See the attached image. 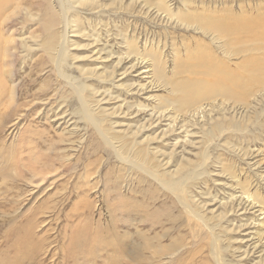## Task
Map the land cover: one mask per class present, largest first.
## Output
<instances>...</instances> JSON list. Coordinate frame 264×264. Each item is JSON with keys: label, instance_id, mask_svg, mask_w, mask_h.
<instances>
[{"label": "rangeland", "instance_id": "374dc122", "mask_svg": "<svg viewBox=\"0 0 264 264\" xmlns=\"http://www.w3.org/2000/svg\"><path fill=\"white\" fill-rule=\"evenodd\" d=\"M101 1L107 4L102 13H99L100 8L78 6L79 11L71 18L74 29L80 28L82 33L88 34L91 27H95L101 35L96 34L95 47H88L84 44L90 40L81 36V32L69 34L70 43L73 42L69 52L75 58L68 61L70 66L66 64L64 70L76 78L84 80L81 69L90 67L97 74L112 69L117 54L125 51L119 34L124 35L128 43H136L137 57L160 61L159 69L167 82L195 80L196 58L209 52L215 55L217 64L222 62L232 68L233 62L240 58L229 59L219 53L200 30L186 27L137 0L126 10L108 5L110 0ZM167 1L180 17L189 11L227 20H250L264 14V0ZM129 2L131 0H125V6ZM7 6L9 11L0 19V42L5 40L8 46L5 64H0L3 82L0 95V264H216L218 258L213 256L207 228L187 213L178 198L158 180L120 160L101 140L96 129L76 114V95L57 73L54 58L42 47L48 35L43 27L45 19H50L54 13L57 15L55 0H10ZM104 43L114 55L103 58L106 52L101 51L100 59H94L96 49ZM145 51L150 54H144ZM130 59L132 57H126L122 66L114 67L116 74L130 67L116 82L102 84L95 75L84 80L89 88L99 89V93L107 91V96L101 94L93 99L103 97L99 102L101 106L109 108L108 112L113 109V117L107 115L112 130L119 133L127 128L136 130L144 123L145 130L137 135L143 138V145L165 162L159 170L172 171L179 161L186 166L188 162L193 166L201 165L200 176L187 183L185 194H193L197 202L203 204L206 217H216L221 211L219 202L234 191L237 181L245 182L246 187L250 183L249 192L264 199V182L256 177L261 168L248 165L264 158V106L256 105L257 124L246 123L244 131L226 129L219 140L207 144L203 143L202 131L210 123L200 118L197 123L191 115L185 116V120H189L191 142L184 140L179 123L174 126V132L160 139L170 122L168 118L146 129L150 122L145 114L132 113L122 101L127 104L154 101L157 107V98L171 97L169 86L155 79L148 82L150 75L145 73L148 68L141 67L144 62L132 69ZM121 82L146 83L152 88H147V94L135 89L127 93ZM149 94L152 100H146ZM176 96L180 97V93ZM56 112L64 113L55 118ZM243 112L225 110L227 118L235 120H243ZM208 117L206 115V119ZM156 132H159L158 137L148 143ZM244 149L253 151L249 156L252 160L242 155ZM202 150L207 153L204 160L200 159ZM171 151L173 156L169 155ZM232 173L237 181L232 179ZM250 212L240 208L237 213L228 212L215 226L214 232L220 235L219 255L224 262L264 264V234L261 238L257 236L264 232V226L250 224ZM213 221L215 219H209L210 223ZM228 225L236 226L235 231L227 232L224 228Z\"/></svg>", "mask_w": 264, "mask_h": 264}, {"label": "bare ground", "instance_id": "6f19581e", "mask_svg": "<svg viewBox=\"0 0 264 264\" xmlns=\"http://www.w3.org/2000/svg\"><path fill=\"white\" fill-rule=\"evenodd\" d=\"M137 1L138 3H142L143 6H147V8H156V10L160 12L159 14H164L170 18H175L186 27L190 26L195 30H200L214 43L217 51H219V53L228 57L229 59L238 57L240 58H238L237 61L233 62L232 68L227 64H223L222 62L217 64L215 61V55L209 52V54L207 53L206 55H200L196 58L197 61L193 65V67L195 68L193 69V74L197 75V77H195V80L186 81L184 83L167 82L164 80L163 71L159 69V65L161 64V62L154 61L145 57H137L139 47L136 46V43L133 41L128 43L126 37H124V35L122 36V34H119L122 39L121 43L125 44V46L123 45L125 51L117 54V59L115 61V64L112 66V69L110 71H106L103 74H97L98 72L90 69V67L86 70L81 69L80 71L83 79L87 81L95 75L96 79L102 82V84L116 82L121 79H117V77L126 73V71H128L127 69L130 68H124L122 70L123 72L119 74H116V72L118 73V71L114 69V67H118L119 65L122 66V63L126 60V57H132V59H130V61L133 62L131 63V68L135 67L138 63L141 64V62H144V65H142L141 67H144L146 69L148 68L146 70L147 72H145L146 74L150 75L149 77L151 78H149V80L147 79L148 82L150 81V83H152V81L155 79L158 83L161 82L164 86H169L171 97L157 98L155 96L158 100L157 107L162 108H157L156 106H154V101H151L150 103L138 102L137 104H127V102L123 100L122 104H125L126 108L131 110L132 113L134 112L135 114H145L147 121L150 122L146 129L156 127L158 126V124L154 122H158V120H161L162 118H168V121L170 122H168L167 128L160 135V139L166 133H170L172 131L174 132L176 130V127L174 126L179 123V128H181L182 130L180 132H184V140L191 142V140L188 138V136H190V129L189 120H185L186 115H191L195 121L200 118V121H205L207 124L210 123V126L208 128L206 127L207 129L204 128L205 130L203 129L202 131V135L204 138L203 143L205 144L215 139L219 140L224 130L226 129H230L231 131L235 130V132L236 130L244 131L246 130V123H249L251 125L257 124L259 113L256 109V105L261 104V106H264V14L261 16H257L256 18H251L250 20H227L226 18L204 16L189 11L186 13V15L180 17L178 15L179 13H174V11L170 9V5L169 3H167V0ZM9 3L10 0H0V19L4 17L5 12L9 11L7 10V8H9L7 4ZM124 3L125 0H110L108 5H116L118 7V10H126V7L133 6V4L136 3V0H131V2L127 3L126 6ZM15 4H18V2ZM17 6L19 5H16V7ZM78 6H90L91 9L95 10L96 8H100L99 13H102L104 11L102 10V8L106 7L107 4L103 3V1L101 0H55L57 15H55L54 13L51 15L50 19H45L43 27L48 30V35L46 36L42 45L43 49L47 51L48 55L54 58V63L56 65L57 73L59 74V76L64 78V81H66L68 86L72 88L74 94L76 95L78 103V110L76 114H78L82 120L91 124L96 129L101 140L115 152V155L120 160L130 163V165L132 164L146 174H149L155 180H158L165 189L173 193L178 198L187 213H189L192 217H195L204 227L207 228L211 239L213 256H215V258H218L216 264H233L231 262H224L219 255L220 248L218 245V241L220 240V235L214 232L215 226L218 225V223L225 217V215L228 216V214L226 213H237L239 208L244 212L251 210V217L249 218L250 224L254 223V226L261 224L262 226H264V199H259V197L254 196L252 193H250V188L248 189L250 183L247 184V187L244 186L245 182L244 184H240L239 181H237V178H235V175H233L232 173V179H234V181H237V184L235 183L236 186L234 185V191H231V194H229L226 199L223 197L222 201L219 202L221 211L215 214V218L214 216L211 218L206 217V213L203 212L204 208H202L203 204L200 205V202H197L198 199H195V196L193 194H185V192L187 191V183L200 174V168L202 167L201 165L193 166L190 162H188L187 167L185 163H181L179 161L180 164H178L172 171H162L166 169L159 170L160 166L163 167L165 162H163V159L159 160L157 158L156 152H151L148 146L143 145V138H139V135H137L138 132H143L145 130L144 123L138 125L136 127V130L127 128L121 133L117 132L116 130H112L113 126H110V122L107 120V115L109 117H113V109L112 111L108 112L109 108L101 106L99 102L101 101V99H103V97L97 100L93 99V97L95 98V96H99L101 94H104V97L107 96V91L104 89L99 93V89H97L96 87L89 88L90 86L87 85L84 80H82L81 78H76L71 73H67L64 70V66L66 64L69 65V62L71 60H74L75 58L72 56V53L69 52V47L73 45V42L70 43L71 39L69 40V37L71 35L69 34L81 32L80 28L74 29L76 27L71 19L74 16L73 14L79 11ZM1 25L2 24L0 23V30ZM56 27L59 28L57 29ZM94 28L91 27L88 34L81 32V36H86V38L90 40V42L84 44V46L88 45V47H90L93 45L95 47V45H97L98 38L96 34H100L98 33L99 31H95ZM102 32H104V29ZM144 46H146L145 43ZM7 48L8 46L5 40L0 42L1 65L5 64L6 56L8 54ZM107 48V45L104 43V45L101 46L98 50L96 49L97 54L96 56L93 54L94 59H100L101 51L106 52L104 53V57L102 56L103 58H109L113 56L115 52H113L111 48ZM145 48L146 47H144L143 49L145 50ZM144 54L150 53L145 51ZM124 83L121 82V84L125 87V92L127 93L135 89L136 92L147 94V92L149 91L147 90V88H152L151 84L148 85L146 83V85H135L133 82L129 84L128 82L127 84ZM2 86L3 82L0 80V95L3 91ZM177 93H180V97L176 96ZM145 98L146 100H152L153 96L152 94H149ZM240 108H242V110L238 112V109L240 110ZM213 109H216V113ZM225 110L241 114L242 111H244V118L243 120H235L233 119L234 117L227 118ZM60 113L63 114L64 112ZM60 113H54L53 117H58ZM216 114L217 116L213 117ZM124 115H127V113L124 112ZM206 115L209 116L207 119ZM199 120L197 121V123L199 122ZM104 123H108V125H104ZM193 124L196 123L194 122ZM159 132L153 134V136L148 139V143L151 140L156 139L159 135ZM175 144L176 143H174L173 145ZM171 153L172 151L169 153L170 156L172 155ZM252 153V150L250 151L248 149H244L242 155L247 156V159H250L249 156H252ZM200 155V159L202 160L207 158L206 150H202ZM253 158H255V155H253ZM255 161L254 163L248 165L250 168L251 166L261 168V170L258 171L256 177L258 178V181L264 182V158L261 161ZM185 162H187V160H185ZM223 171L225 173L226 170ZM209 219H215V221L210 223ZM230 225H228V227H225L224 229H226L227 232L235 231L236 226ZM237 228H240V226H237ZM262 234H264V232H260L257 236L261 238ZM258 242L260 243V241ZM133 245L135 246V244ZM158 250L156 249L157 252Z\"/></svg>", "mask_w": 264, "mask_h": 264}]
</instances>
